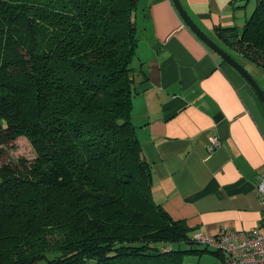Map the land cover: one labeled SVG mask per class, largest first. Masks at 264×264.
Listing matches in <instances>:
<instances>
[{
	"label": "trees",
	"instance_id": "1",
	"mask_svg": "<svg viewBox=\"0 0 264 264\" xmlns=\"http://www.w3.org/2000/svg\"><path fill=\"white\" fill-rule=\"evenodd\" d=\"M136 5L0 0V264H184L174 245L200 243L153 199L131 121ZM218 37L264 70V0ZM21 135L34 158L5 159Z\"/></svg>",
	"mask_w": 264,
	"mask_h": 264
},
{
	"label": "crops",
	"instance_id": "2",
	"mask_svg": "<svg viewBox=\"0 0 264 264\" xmlns=\"http://www.w3.org/2000/svg\"><path fill=\"white\" fill-rule=\"evenodd\" d=\"M180 2L217 42L219 29L241 28L253 0ZM134 19L131 121L152 171L153 199L193 234L259 226L264 208L255 186L264 176V104L185 25L172 0H137ZM252 75L264 89V70L255 66ZM213 137L219 145L208 150Z\"/></svg>",
	"mask_w": 264,
	"mask_h": 264
},
{
	"label": "built area",
	"instance_id": "3",
	"mask_svg": "<svg viewBox=\"0 0 264 264\" xmlns=\"http://www.w3.org/2000/svg\"><path fill=\"white\" fill-rule=\"evenodd\" d=\"M219 145V140L213 137L208 146L212 150ZM262 208H264V176L255 186ZM196 241L212 246L222 256V264H264V209L259 226L247 230L221 229L213 236L195 233Z\"/></svg>",
	"mask_w": 264,
	"mask_h": 264
},
{
	"label": "rangeland",
	"instance_id": "4",
	"mask_svg": "<svg viewBox=\"0 0 264 264\" xmlns=\"http://www.w3.org/2000/svg\"><path fill=\"white\" fill-rule=\"evenodd\" d=\"M252 3H254V0L249 3L248 7L244 11L247 15L250 14L249 11ZM241 25L238 27L240 28ZM244 64V67L249 71V73H254V65H250L245 62ZM3 124L4 122L0 119V126ZM6 150L8 151V154L4 155V158L12 162L21 161V159L31 160L34 158V151L28 139L22 135L18 136L9 145H7ZM174 246L179 249L188 250L184 255V264H222L221 256L212 246L197 242H181Z\"/></svg>",
	"mask_w": 264,
	"mask_h": 264
},
{
	"label": "water",
	"instance_id": "5",
	"mask_svg": "<svg viewBox=\"0 0 264 264\" xmlns=\"http://www.w3.org/2000/svg\"><path fill=\"white\" fill-rule=\"evenodd\" d=\"M175 9L179 16L187 25L190 30L214 53H216L222 60L231 65L252 87L262 104H264V89H262L256 79L251 73L237 61L229 52L221 47L213 38L205 33L188 14V12L182 6L180 0H172Z\"/></svg>",
	"mask_w": 264,
	"mask_h": 264
}]
</instances>
